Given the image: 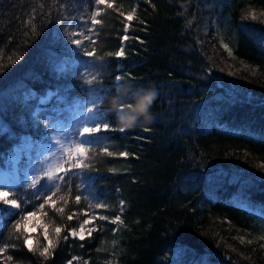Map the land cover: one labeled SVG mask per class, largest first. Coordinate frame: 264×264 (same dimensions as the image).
Masks as SVG:
<instances>
[{
  "label": "trees",
  "instance_id": "trees-1",
  "mask_svg": "<svg viewBox=\"0 0 264 264\" xmlns=\"http://www.w3.org/2000/svg\"><path fill=\"white\" fill-rule=\"evenodd\" d=\"M109 2L91 25L94 0H0V190L37 211L54 242L61 228L41 257L44 244L29 252L16 239L20 210L0 209V264H264V0ZM126 82L154 87L157 99L152 123L120 132L108 108ZM88 107L102 109L89 126L104 120L109 130L88 137V167L65 164L68 202L52 198L64 213L45 205L44 216L33 205L49 190L15 181L10 158L21 148L32 159ZM117 216L123 223L112 224ZM81 225L84 240L69 234Z\"/></svg>",
  "mask_w": 264,
  "mask_h": 264
},
{
  "label": "snow or ice",
  "instance_id": "snow-or-ice-1",
  "mask_svg": "<svg viewBox=\"0 0 264 264\" xmlns=\"http://www.w3.org/2000/svg\"><path fill=\"white\" fill-rule=\"evenodd\" d=\"M94 4L95 6H97V10L95 12L92 13L91 15V25H97L100 24L101 21L98 20L96 17L101 15V12L99 10L100 5H106L108 8H113V3L109 2V0H94ZM121 15H124L123 13H121ZM126 19L128 21H132L133 20V14L129 13L126 16ZM252 19L255 20L256 19V15L255 13H252ZM141 23H144L143 21H141ZM89 31H92L91 28H89ZM124 31L125 33H127L128 31V25L124 26ZM130 37L125 34L121 37L122 41H127ZM143 41H141L142 43ZM73 43L79 45L81 43L80 40H73ZM92 44H95V41H92ZM225 48H227V44L224 45ZM85 55L89 56V57H94L95 56V49H93L92 51H86ZM125 55V49L123 46H121L119 48L118 51L115 52V56L116 57H123ZM229 55H231V50H229ZM125 77L122 76H117L115 79L117 82H119L121 79H123ZM99 78H97L96 81H94L93 79H88L86 81V83L88 85H93L94 83L98 82ZM96 101L94 100L93 103H95ZM100 111H102V109H95L93 107H88L87 108V112L92 115L94 113H99ZM104 131H108L109 130V124L104 121V120H100L98 122L93 123L91 126H85L83 127L78 133L77 135L81 138L79 143L75 144V145H70L69 149H68V156L71 157L72 156V148L74 147L75 149V157L73 158V162L71 163L70 167L72 169H78V170H83L84 168L88 167V165L84 164V160L87 159L86 156H84V153L88 150L86 148V145H92L93 141L91 139H89L88 137H93L96 134H99L101 132V130ZM118 130L120 132H124L126 129H123L121 127L118 128ZM147 130V129H145ZM85 134H87V137L85 136ZM100 151H102L103 153H106L108 156H112L113 152L110 151L107 147H103L100 149ZM120 156L127 158L129 156V153L127 151L121 152L119 153ZM68 163L67 159H62L61 161H58L57 165L55 168L50 169L48 171V175H47V181L51 184V187L49 189L48 192H46L44 194L43 197H40V202L38 205H33L34 208L38 207L40 213L44 216H48L49 213L47 211H45V205H48L51 210L53 211V213H64V206L62 205L61 207L57 208L56 207V203L53 201V197L57 196L58 193H61L58 196V200L59 201H63L64 204H67L68 202V197L65 195V193L71 191V186L68 184L67 180H65L63 177L57 175L58 171H65V175H68V171L65 170L64 165ZM35 183V181L33 182ZM63 184V187H62ZM43 187V185L41 186ZM83 192H77L75 193V202L77 204L80 203L81 198H82ZM18 199V197H17ZM17 199H13L11 201L9 200H4V204H11L13 209H19L20 211L17 213L20 218L18 220H16V223L13 225V228L15 230L16 233H20V236H17L16 239L20 240L21 237H23V243L24 245L27 247V250L29 252L34 251L33 245H29L28 244V239H30L31 237H29L26 234V229L25 232L21 233V227L23 226L24 223H26L27 221L31 220L32 218L37 216V211L34 210H30V209H23L22 208V203H17ZM98 207H103V204H97ZM24 212H27V215L23 214ZM73 218V216L70 214L67 216L68 220H71ZM101 220H105L107 219V217L105 216H100ZM85 223H88V221H85ZM112 224H117V223H123V221L120 220V217L117 216L115 219L111 220ZM43 229H44V237L47 240V245L43 247V249L41 251H39V255L41 257H48L50 255H52V250L55 247V243L58 242L59 240V236L61 233V228L60 227H55L54 228V233H55V242L53 239L49 238L48 236V231H47V225H42ZM72 237H77L79 236L80 240H84L85 236L83 234V225H81V230L79 233H77L76 231H71L69 233ZM89 235H91V233L89 232ZM65 239H67V237H65ZM7 251V246H0V253H3ZM13 259L12 255H8L7 256V260L11 261Z\"/></svg>",
  "mask_w": 264,
  "mask_h": 264
},
{
  "label": "rangeland",
  "instance_id": "rangeland-1",
  "mask_svg": "<svg viewBox=\"0 0 264 264\" xmlns=\"http://www.w3.org/2000/svg\"><path fill=\"white\" fill-rule=\"evenodd\" d=\"M227 44V43H225ZM224 44V45H225ZM228 46V44H227ZM230 50V47H227ZM90 114L87 110H77L72 114L71 118L66 123H61L56 125L55 129L50 132L43 140L39 141L36 145L34 152L35 157L32 159H26L24 150L21 148H16L13 152V156L10 158V170L13 173L15 181L20 183L24 180L34 182L36 185H43L42 188L49 190L51 184L47 181L48 171L56 167L58 161L62 159H67L73 161L75 157V149L72 148V156H68V149L70 145H75L79 143L80 137L77 133L85 126H89L88 119ZM87 137V134H85ZM33 144H28V149L32 148ZM65 166V165H64ZM6 170V169H2ZM1 170V171H2ZM3 172V171H2ZM1 172V173H2ZM64 171H58L57 175H63ZM9 172L5 171L1 175V179H10ZM24 176V178H23ZM4 200L11 201L10 195L6 191L0 190V209L10 212L16 211L13 209L11 204H4ZM42 223V221H40ZM36 220L32 218L29 220L27 233L31 237L28 239L29 244H34L44 246L47 244V240L44 237V229L39 231L36 227ZM261 227L264 230V222L261 221ZM81 229L76 231L80 232ZM86 227H83V234H85ZM48 236H50V229L47 227ZM79 237V236H77Z\"/></svg>",
  "mask_w": 264,
  "mask_h": 264
},
{
  "label": "clouds",
  "instance_id": "clouds-1",
  "mask_svg": "<svg viewBox=\"0 0 264 264\" xmlns=\"http://www.w3.org/2000/svg\"><path fill=\"white\" fill-rule=\"evenodd\" d=\"M116 95L110 98L108 111L115 115L121 128L132 129L154 120L152 106L157 99L154 87L137 89L131 82L116 87Z\"/></svg>",
  "mask_w": 264,
  "mask_h": 264
}]
</instances>
